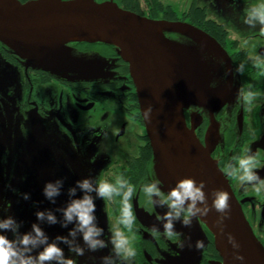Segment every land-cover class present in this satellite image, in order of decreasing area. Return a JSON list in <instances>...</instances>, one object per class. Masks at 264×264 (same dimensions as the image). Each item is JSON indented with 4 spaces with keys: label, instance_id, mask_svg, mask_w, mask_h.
Here are the masks:
<instances>
[{
    "label": "flooded vegetation",
    "instance_id": "obj_1",
    "mask_svg": "<svg viewBox=\"0 0 264 264\" xmlns=\"http://www.w3.org/2000/svg\"><path fill=\"white\" fill-rule=\"evenodd\" d=\"M96 1L116 3L150 19L191 24L212 36L226 51L232 69L224 65L219 77L232 89V100L217 111L194 104L185 109V115L188 126L228 179L264 246V193L257 195L250 186H242L224 171L233 156L247 150L261 161L256 171L264 177V33L259 25L243 23L244 9L255 0ZM165 35L181 45L193 42L180 31ZM70 46L77 54L94 58L96 67L86 78L70 80L28 66L0 41V215H14L22 221V231L35 220L37 208L52 209V203L45 204L46 199L38 197L45 181L35 175L33 167L37 157L44 154L46 161L70 155L88 166L100 162L96 160L101 157V176L109 180L123 174L138 185L149 173L159 177L129 63L113 45L73 42ZM248 90L258 94L251 102L242 95ZM37 128L39 133L54 137L49 139L53 147L38 150V141L30 132ZM20 159L30 163V171L24 175L16 170ZM25 192L30 194L28 200L22 198ZM105 202L102 211L106 215L107 237L120 214V202L119 197ZM131 203L136 217L134 231L129 233L136 250L133 264H223L214 236L202 221L193 220L187 227L175 225L184 240L180 247L153 235V227H161L158 217L164 209L148 210L142 195L134 196ZM96 215L103 224L97 210ZM52 226L43 225L50 237L57 235ZM197 240L203 242V247L195 246ZM107 252V248L86 252L78 258L79 264H99V257Z\"/></svg>",
    "mask_w": 264,
    "mask_h": 264
},
{
    "label": "water",
    "instance_id": "obj_2",
    "mask_svg": "<svg viewBox=\"0 0 264 264\" xmlns=\"http://www.w3.org/2000/svg\"><path fill=\"white\" fill-rule=\"evenodd\" d=\"M176 31L188 35L193 42L181 45L165 35ZM0 41L26 65L70 80L86 78L96 67L94 58L77 54L71 43L101 42L116 47L130 65L153 149L154 167L164 189L182 177L191 176L205 182L206 193L217 188L227 191L229 216L222 226L217 223L218 213L214 209L193 220L202 221L212 233L223 264H264V246L250 226L228 179L186 120L185 109L191 105L217 111L233 97L232 89L220 79L224 65L232 69L231 59L212 36L191 24L150 19L113 2L0 0ZM38 129L30 131L38 141V150L53 147L49 139L54 137L39 133ZM35 140L32 138V143ZM46 158L45 154L37 157L33 164L35 175H41L43 181L55 179L54 172L64 159L46 161ZM85 165L84 172L89 168ZM29 166L28 160L20 159L16 170L24 175L30 171ZM67 187L56 198L52 209L63 206ZM38 197L45 200L42 194ZM101 207L98 212L103 224L100 225L106 234V215ZM52 232L62 234L67 229L53 224ZM229 233L239 243L238 249L229 243ZM236 253L244 260H237Z\"/></svg>",
    "mask_w": 264,
    "mask_h": 264
},
{
    "label": "clouds",
    "instance_id": "obj_3",
    "mask_svg": "<svg viewBox=\"0 0 264 264\" xmlns=\"http://www.w3.org/2000/svg\"><path fill=\"white\" fill-rule=\"evenodd\" d=\"M243 23L252 27L259 25L261 33H264V0H255L244 9ZM242 95L251 102L258 94L248 90ZM260 167L261 161L256 154L246 150L233 156L224 171L242 186H250L260 195L264 193V177L256 171ZM205 188L203 180L197 181L191 176L178 179L167 190L163 181L153 173H149L138 185L131 183L123 174L116 175L112 180L101 175L81 177L67 187V200L63 206L56 209L37 208L35 220L27 230H21L22 221L14 215H0V264H79L78 258L86 252L105 248L108 252L99 257V264H133L136 250L129 233L134 231L136 217L131 201L139 195L143 196L148 210L164 209L158 217L161 227H153V235L163 236L182 247L184 240L175 227L177 223L190 226L193 218L204 217L213 209L218 213L217 223L221 226L229 216V193L220 188L206 193ZM64 191L63 177L45 181L41 189L44 198L52 204ZM21 195L25 200L30 198L27 192ZM116 197H119L120 214L106 237L96 215V200H114ZM44 224H59L67 232L50 237ZM228 241L234 249L239 248V243L230 233ZM195 246L203 247V242L197 240ZM235 255L237 260H244L239 253Z\"/></svg>",
    "mask_w": 264,
    "mask_h": 264
},
{
    "label": "rangeland",
    "instance_id": "obj_4",
    "mask_svg": "<svg viewBox=\"0 0 264 264\" xmlns=\"http://www.w3.org/2000/svg\"><path fill=\"white\" fill-rule=\"evenodd\" d=\"M96 150L98 151L99 148L96 146ZM100 151V150H99ZM58 158V157H57ZM56 158V159H57ZM96 161H100V162H95V163H90L89 164V168L86 169V171L84 172L85 169V164H83L82 160L79 159L78 161H74L73 157L66 156L64 159H61L60 161V165L57 168L56 173H58V175L55 174V178L57 177H63L64 181H65V186L66 185H71L74 183V181H76L77 179H80L81 177L84 176H97V175H102V159L100 157V160H96ZM91 172H90V170ZM79 195V193H77ZM105 200L103 199H97L96 200V210L98 211L99 208L101 207L103 209V206L105 205Z\"/></svg>",
    "mask_w": 264,
    "mask_h": 264
}]
</instances>
